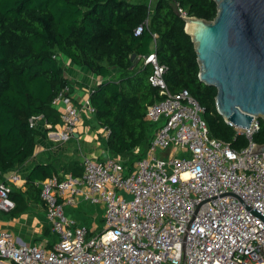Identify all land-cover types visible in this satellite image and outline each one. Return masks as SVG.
Here are the masks:
<instances>
[{"label":"built area","instance_id":"1","mask_svg":"<svg viewBox=\"0 0 264 264\" xmlns=\"http://www.w3.org/2000/svg\"><path fill=\"white\" fill-rule=\"evenodd\" d=\"M178 11L181 17L189 15ZM145 26L139 25L135 35ZM142 59L152 66L149 81L161 96L147 107V118L157 128L143 158L129 170L116 157L85 158L81 176L44 180L41 195L58 242L49 249L19 243L10 231L0 229L1 261L264 264V220L253 213L264 216V153L252 152L259 117L248 128L235 126L248 139L247 146L235 149L211 135L204 109L189 90H170L167 67L154 50ZM68 92L69 85L52 102L65 104L62 129L50 132L61 139L69 138L80 120V109ZM84 105L95 112L90 101ZM43 118L33 116L30 126L36 127ZM139 152L137 147L135 153ZM21 180L17 171L0 180V212L15 208L11 193ZM81 197L103 205L104 226L98 232H90L65 213L64 204L75 205Z\"/></svg>","mask_w":264,"mask_h":264},{"label":"trees","instance_id":"2","mask_svg":"<svg viewBox=\"0 0 264 264\" xmlns=\"http://www.w3.org/2000/svg\"><path fill=\"white\" fill-rule=\"evenodd\" d=\"M178 8L206 20L218 12L215 0H0V180L34 154L41 132L30 119L60 120L52 102L69 85L61 56L105 79L90 102L96 122L108 131L110 153L128 169L143 158L156 130L146 113L161 96L149 81L152 66L142 63L153 50L167 67L170 90H189L204 109L211 135L235 149L247 146L246 136L218 112L217 88L200 80L195 44ZM259 122L253 139L264 144L263 118ZM54 174L53 164L38 165L27 184L34 188Z\"/></svg>","mask_w":264,"mask_h":264},{"label":"crops","instance_id":"3","mask_svg":"<svg viewBox=\"0 0 264 264\" xmlns=\"http://www.w3.org/2000/svg\"><path fill=\"white\" fill-rule=\"evenodd\" d=\"M63 65L65 75L69 80L68 95L80 109L78 126L67 139L52 136L50 134L52 130L62 129L61 110L65 108L63 102L58 103L57 106L53 105L60 115V120L55 123L48 121L45 117L39 120L36 127L41 133L37 136L34 154L19 168L8 171L3 177V180H6L11 173L19 172L22 175V180L13 184L12 192H21L23 197L16 196L14 198L16 206L11 212H0V229L10 231L19 243L34 244L47 249L55 246L59 235L53 230L52 223L47 217V205L41 195L44 180L35 181L34 188H30L27 184V176L31 170L38 165L51 163L56 168V174L52 176L64 177L69 174L81 176L85 158L105 161L109 157H116L122 160L119 156L110 153L107 146L108 131L98 125L95 112H90L84 105L90 101L93 90L105 79L94 75L87 67L73 65L69 58L64 60ZM104 144L106 148L103 146ZM127 170L129 169L127 168ZM19 199L21 200L18 201ZM83 202L95 205L81 197L75 205L64 204L65 213L73 218V213L66 212V208L70 206L76 208ZM99 210L101 214L92 213L90 221L93 223L90 222L91 225H87L83 221H77V223L87 227L90 232H98L104 226L102 205ZM0 264L13 263L0 260Z\"/></svg>","mask_w":264,"mask_h":264},{"label":"water","instance_id":"4","mask_svg":"<svg viewBox=\"0 0 264 264\" xmlns=\"http://www.w3.org/2000/svg\"><path fill=\"white\" fill-rule=\"evenodd\" d=\"M213 20L182 14L195 44L200 80L217 88L216 108L236 127L264 120V0H215ZM254 153H264L257 144ZM253 213L264 220L257 211Z\"/></svg>","mask_w":264,"mask_h":264},{"label":"rangeland","instance_id":"5","mask_svg":"<svg viewBox=\"0 0 264 264\" xmlns=\"http://www.w3.org/2000/svg\"><path fill=\"white\" fill-rule=\"evenodd\" d=\"M156 0H153V3L155 2ZM144 2H147V3H149V0H144ZM67 57H65V56H61L60 57V64L61 65H63L64 64V60L66 59ZM105 148H106V145L104 144L103 145ZM185 155H187V154H185ZM126 195V197L129 199V198H131V196L130 195H128V194H125ZM97 204V205H96ZM101 203H95V205H93V204H89V203H81L78 207H76V208H73L72 206H70V207H67L66 208V212H71V213H73V218L76 220V221H83V222H85L87 225H91L90 224V220H91V215H92V213L93 212H96V213H98V214H101L100 212V210H99V208L101 207ZM102 207H103V205H102ZM104 211V210H103ZM84 213H86L87 215H85V216H87V217H85L83 214ZM91 223H93V222H91Z\"/></svg>","mask_w":264,"mask_h":264}]
</instances>
